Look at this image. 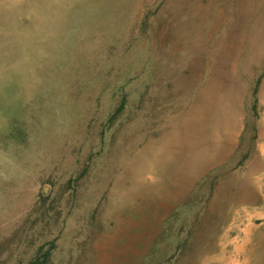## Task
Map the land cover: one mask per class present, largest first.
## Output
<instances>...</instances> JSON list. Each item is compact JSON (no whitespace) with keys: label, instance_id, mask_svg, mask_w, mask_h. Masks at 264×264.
I'll return each mask as SVG.
<instances>
[{"label":"rangeland","instance_id":"1","mask_svg":"<svg viewBox=\"0 0 264 264\" xmlns=\"http://www.w3.org/2000/svg\"><path fill=\"white\" fill-rule=\"evenodd\" d=\"M81 1L0 0V264H94L92 245L112 225L109 165L132 140L140 148L184 133L211 99L207 123L190 127L196 154L204 153L222 94L239 115L232 146L220 162L193 166L189 189L149 214L139 264H264L263 182L251 170L264 118V0H154L125 10L121 0ZM187 153L184 145L178 161Z\"/></svg>","mask_w":264,"mask_h":264},{"label":"bare ground","instance_id":"2","mask_svg":"<svg viewBox=\"0 0 264 264\" xmlns=\"http://www.w3.org/2000/svg\"><path fill=\"white\" fill-rule=\"evenodd\" d=\"M26 1V0H25ZM34 1V0H33ZM36 1V0H35ZM53 1V0H52ZM62 1V0H60ZM81 1V0H80ZM85 0H82L83 2ZM94 1V0H92ZM123 4H120V2H116L115 0H112L113 5H119L118 6L121 10H125L128 6H134L137 7L140 4L145 3H152L154 0H121ZM198 2L200 0H197ZM46 2V1H42ZM97 1H95L96 3ZM101 2V1H100ZM116 2V3H115ZM23 3V2H22ZM28 5L30 2H27ZM26 3V4H27ZM35 3V2H34ZM85 3V2H84ZM88 3V2H87ZM86 3V4H87ZM98 3V2H97ZM17 4V3H16ZM19 4V3H18ZM45 4V3H44ZM50 4V3H48ZM68 4V3H67ZM206 4V3H205ZM21 5V4H20ZM33 5V4H32ZM37 5V4H36ZM35 5V6H36ZM104 5V4H103ZM156 5V4H155ZM233 5V4H232ZM38 6V5H37ZM47 6V5H45ZM54 6V5H52ZM51 6V7H52ZM96 6V5H95ZM111 6V5H109ZM203 6V5H202ZM11 7V6H10ZM29 7V6H27ZM32 7V6H31ZM30 7V8H31ZM50 7V6H48ZM57 7V6H56ZM54 7V8H56ZM59 7V6H58ZM57 7V9H58ZM67 7V6H66ZM21 8V7H20ZM26 8V7H24ZM38 8V7H37ZM61 8V7H60ZM94 8V6H93ZM96 8V7H95ZM100 8V7H99ZM6 9V8H5ZM10 9V8H9ZM19 9V8H18ZM33 9V8H32ZM35 9V7H34ZM33 9V10H34ZM47 9V8H46ZM69 9V8H68ZM3 9H1L2 11ZM17 11V9H15ZM22 10V9H21ZM25 10V9H24ZM32 10V11H33ZM44 10V9H43ZM52 10V9H51ZM83 10V9H82ZM90 10V9H87ZM93 10V9H92ZM90 10V11H92ZM143 10V9H142ZM6 11V10H5ZM20 11V9H19ZM95 11V10H94ZM105 11V9L103 10ZM9 13V11H7ZM31 12V11H30ZM52 12V11H51ZM58 12V10H57ZM89 12V11H88ZM108 12V10H107ZM129 12V11H128ZM152 12V11H151ZM24 13V12H23ZM26 13V12H25ZM42 13V12H41ZM112 13V12H111ZM43 14V13H42ZM67 14V13H65ZM64 14V15H65ZM92 15V13H89ZM88 14V15H89ZM109 14V13H108ZM233 14V13H232ZM24 15V14H23ZM35 15V14H34ZM46 15V14H45ZM63 15V16H64ZM117 14L115 13V16ZM126 15V14H125ZM257 15V14H256ZM39 16V15H38ZM42 16V15H41ZM147 16V15H146ZM67 17V16H66ZM117 17V16H116ZM198 17V16H194ZM107 18V17H106ZM43 19V18H42ZM58 19V18H57ZM199 19V17H198ZM231 19V18H230ZM14 21V19H12ZM29 20V19H27ZM33 20V19H32ZM37 20V19H36ZM40 21V19H38ZM49 20V19H48ZM91 20V19H90ZM195 20V19H194ZM62 21V20H61ZM89 21V20H88ZM7 22V21H6ZM20 22V21H19ZM28 22V21H27ZM36 22V21H35ZM86 22V21H85ZM140 22V21H139ZM192 22V21H190ZM194 22V21H193ZM8 23V22H7ZM24 23V22H23ZM34 23V22H33ZM37 23V22H36ZM40 23V22H39ZM49 23V22H48ZM61 23V22H60ZM77 23V22H76ZM89 23V22H87ZM142 23V22H141ZM140 23V25H141ZM63 24V23H62ZM86 24V23H85ZM99 24V23H98ZM144 24V22H143ZM96 25V24H95ZM191 25V23H190ZM193 25V24H192ZM4 26V25H3ZM19 26V25H18ZM42 26V24H41ZM52 26V25H51ZM87 26V25H86ZM102 26V25H101ZM10 27V26H7ZM22 27V26H21ZM60 27V25H59ZM74 27V26H73ZM114 27V26H113ZM3 28V27H2ZM2 28L0 27L1 31ZM24 28V27H23ZM40 28V27H38ZM48 28V27H47ZM58 28V27H57ZM78 28V27H77ZM76 28V29H77ZM96 28V27H95ZM121 28V27H120ZM44 29V28H43ZM63 29V28H62ZM93 29V28H92ZM4 30V29H3ZM26 30V29H24ZM31 30V28H30ZM33 30V28H32ZM39 30L36 34L39 36ZM46 30V29H44ZM50 30V28H49ZM87 30V29H86ZM97 30V29H96ZM104 30V29H103ZM108 30V29H107ZM136 30V28H135ZM248 30V29H247ZM5 31V30H4ZM8 31V30H7ZM11 31V30H9ZM8 31V32H9ZM80 31V30H79ZM92 31V30H91ZM90 31V33H91ZM109 31V30H108ZM176 31V30H175ZM6 32V33H8ZM31 32V31H30ZM29 32V33H30ZM33 32V31H32ZM48 31H45V33ZM50 32V31H49ZM52 32V31H51ZM54 32V31H53ZM86 32V31H85ZM220 32V31H219ZM4 33V32H2ZM5 33V34H6ZM58 33V32H57ZM93 33V32H92ZM106 31V35H107ZM175 33V32H174ZM177 33V32H176ZM248 33V32H247ZM11 34V33H10ZM33 36L34 34L31 33ZM50 33H48L49 35ZM52 34V33H51ZM97 34V32H96ZM8 35V34H7ZM15 35V34H13ZM18 35V34H17ZM47 35V36H48ZM59 35V34H57ZM81 35V32H80ZM95 35V34H94ZM181 35V33H180ZM248 35V34H247ZM4 35H2L3 38ZM9 36V35H8ZM26 36V35H25ZM24 36V38H26ZM36 36V35H35ZM34 36V37H35ZM41 36V35H40ZM39 36V37H40ZM54 36V35H53ZM100 36V35H99ZM179 36V35H178ZM7 37V36H6ZM22 37V36H21ZM49 37V36H48ZM89 37V36H88ZM146 37V36H145ZM9 38V37H8ZM45 38V37H44ZM52 38L51 36L49 37ZM46 38V39H49ZM80 38H82L80 36ZM114 38V37H112ZM217 38V37H216ZM5 39V38H4ZM107 39V38H106ZM109 39V38H108ZM36 40V39H34ZM83 40V39H82ZM88 39H86L87 41ZM120 40V39H119ZM118 40V41H119ZM11 41V40H10ZM29 42V40H26ZM44 41V40H43ZM47 41V40H46ZM51 40H48L50 42ZM112 41V40H111ZM141 41V40H139ZM2 42V41H1ZM21 42V41H20ZM47 42V43H48ZM52 42V41H51ZM89 42V41H88ZM135 42V41H134ZM247 42V41H246ZM24 43V42H23ZM22 43V44H23ZM26 43V42H25ZM43 43V42H42ZM41 43V45H42ZM45 43V42H44ZM107 43V40H106ZM105 43V44H106ZM119 43V42H118ZM11 44V43H10ZM13 44V42H12ZM18 44V43H17ZM35 43H33L34 45ZM49 44V43H48ZM53 44V42H52ZM61 44V43H60ZM9 45V44H8ZM39 45V44H38ZM132 45V44H131ZM130 45V46H131ZM140 45V44H139ZM17 46V45H16ZM21 46V43H20ZM44 46V45H43ZM52 46V45H50ZM54 46V45H53ZM52 46V47H53ZM57 46V45H56ZM86 46V45H85ZM103 46V45H102ZM135 46V45H134ZM30 43V48H31ZM112 47V46H111ZM11 48V47H10ZM29 48V49H30ZM45 48V47H44ZM50 48V47H48ZM58 48V47H57ZM72 48V47H71ZM107 48V47H105ZM131 48V47H130ZM38 50V49H37ZM43 50V49H42ZM105 50V49H104ZM21 51V50H20ZM28 51V50H26ZM29 51H32L31 49ZM39 51V50H38ZM49 51V50H48ZM100 51V50H99ZM132 51V50H131ZM213 51V50H212ZM8 52V51H6ZM37 52V51H36ZM76 52V51H75ZM101 52V51H100ZM99 52V53H100ZM108 52V50H107ZM130 52V51H129ZM137 52V51H136ZM12 53V51H11ZM25 53V51H24ZM41 53V52H40ZM43 53V52H42ZM41 53V54H42ZM138 53V52H137ZM28 54V52H26ZM35 54V52L33 53ZM101 54V53H100ZM38 55V54H37ZM45 55V54H44ZM102 55V54H101ZM100 55V56H101ZM110 55V54H109ZM114 55V54H113ZM116 55V53H115ZM122 55V54H121ZM120 55V56H121ZM36 56V55H35ZM71 56V55H70ZM106 56V55H105ZM138 56V55H137ZM26 57V56H25ZM31 57V56H30ZM43 57V56H42ZM49 57V56H48ZM5 58V57H4ZM14 58V57H13ZM39 58V57H38ZM45 58V57H44ZM69 58V57H68ZM126 58V57H125ZM141 58V57H140ZM28 59V57H27ZM48 59V58H47ZM54 59V58H53ZM51 59V60H53ZM102 59V58H101ZM122 59V58H121ZM135 59V58H134ZM1 60V59H0ZM3 60V58H2ZM34 60V59H33ZM49 60V59H48ZM119 60V59H118ZM31 61V60H30ZM29 61V62H30ZM125 61V60H124ZM123 61V62H124ZM127 61V60H126ZM39 62V61H38ZM41 62V61H40ZM51 62V61H50ZM50 62H47L50 64ZM54 62V61H53ZM57 62V61H56ZM55 62V63H56ZM95 62V61H94ZM134 62V61H133ZM146 62V61H145ZM4 63V62H3ZM12 63V62H11ZM28 64V62H26ZM24 63V64H26ZM37 63V62H35ZM64 63V61H63ZM118 63V62H117ZM206 63V62H205ZM10 64V62H9ZM40 64V63H38ZM46 64V63H45ZM62 64V63H61ZM53 65V64H52ZM58 64H56L57 66ZM74 65V64H73ZM123 65V64H122ZM134 65V64H133ZM147 65V64H146ZM4 66V65H3ZM18 66V65H17ZM36 66V65H35ZM47 66V65H46ZM45 66V67H46ZM59 66V65H58ZM112 66V65H110ZM240 66V65H239ZM29 67V66H28ZM32 67V66H31ZM48 67V66H47ZM115 67V66H114ZM137 67V66H136ZM135 67V68H136ZM27 68V67H26ZM33 68V67H32ZM146 68V67H145ZM18 69V68H16ZM47 69V68H46ZM49 69V68H48ZM55 69V68H54ZM74 69V68H73ZM108 69V68H107ZM4 70V69H3ZM9 70V69H8ZM38 70V69H37ZM63 70V69H62ZM71 70V69H70ZM240 70V69H239ZM2 71V70H1ZM0 71V72H1ZM7 71V70H6ZM27 71V70H26ZM43 71V70H42ZM47 71V70H46ZM78 71V70H77ZM88 71V70H87ZM93 71V70H92ZM128 71V70H127ZM11 72V71H10ZM9 72V73H10ZM14 72V71H13ZM118 72V71H117ZM27 73V72H26ZM24 73V74H26ZM42 73V72H41ZM57 73V72H56ZM152 73V72H151ZM225 73V72H224ZM16 74V73H15ZM120 74V73H119ZM220 74V73H219ZM226 74V73H225ZM20 75V74H19ZM34 75V74H33ZM57 75V74H56ZM93 75V74H92ZM132 75V74H131ZM17 76V75H16ZM29 76V74H28ZM59 76V74H58ZM110 76V75H109ZM2 77V76H1ZM19 77V76H18ZM38 77V76H37ZM49 77V76H48ZM137 77V76H136ZM144 77V76H143ZM243 77V76H242ZM11 78V77H10ZM20 78V77H19ZM18 78V79H19ZM44 78V76H43ZM52 78V77H51ZM55 78V77H53ZM98 78V77H97ZM116 78V77H115ZM114 78V79H115ZM123 78V77H122ZM125 78V77H124ZM151 78V77H150ZM245 78V77H244ZM13 79V77H12ZM38 79V78H37ZM107 79V78H106ZM22 80V79H20ZM120 81V80H119ZM2 82V81H1ZM5 82V81H4ZM13 82V81H12ZM23 82V80H22ZM20 82L21 84H23ZM100 82V81H99ZM113 82V81H112ZM134 82V81H133ZM143 82V81H142ZM82 83V82H81ZM201 83V82H200ZM219 83V82H218ZM225 83V82H224ZM227 83V82H226ZM13 84H16L13 83ZM19 84V83H18ZM17 84V85H18ZM131 84V83H130ZM5 85V84H4ZM3 85V86H4ZM27 85V84H26ZM59 85V84H58ZM152 85V84H151ZM55 86V85H54ZM143 86V85H142ZM17 87V86H16ZM57 87V86H56ZM62 87V86H61ZM89 87V86H88ZM153 87V86H152ZM28 88V87H26ZM145 88V87H144ZM9 89V88H8ZM104 89V88H103ZM16 90V89H15ZM25 90V89H24ZM28 90V89H26ZM35 90V89H34ZM132 90V89H131ZM130 90V91H131ZM143 90V89H142ZM129 91V92H130ZM17 92V91H16ZM22 92V91H21ZM20 92V93H21ZM37 92V91H36ZM1 93V92H0ZM14 93V92H13ZM12 93V94H13ZM230 93V91H229ZM6 94V93H5ZM61 94V92H60ZM126 94V93H125ZM196 94V93H195ZM27 95V94H26ZM37 95V94H36ZM62 95V94H61ZM99 95V94H98ZM194 95V94H193ZM139 96V95H138ZM6 97V96H4ZM11 97V96H10ZM98 97V96H97ZM15 98V97H14ZM120 98V97H119ZM197 98V97H195ZM219 103H217L218 106H220V110L218 111V114L214 118V126H213V135L211 144L209 145L210 148H206L208 151L203 153L200 149V153L196 154L194 145L190 141V127L194 125H202V123H207V116L204 115V111L213 107L215 102L214 100L209 99L205 102V108L200 112L197 111V114L195 117L190 121L186 123V128L184 130V133H180L177 131V129H173L172 131L162 135L158 140L150 141L146 144V142L143 143V145L139 147L140 142L136 140H132L128 147L126 148L124 153H121L118 156L116 166L110 167V171L108 172V177L104 179V181H111L112 186L108 193L107 200L109 201V205L106 209L112 225L105 229L104 233L100 235L99 239H97L93 247V256H94V264H139L140 259L142 256L146 253V218H148L149 214H157V210L160 208L161 202H175V201H161V200H175L177 199L184 190L189 189V187L193 183V174L191 172V168L193 166L200 165L203 161H208L207 164L211 165L215 162H220V160L223 158L224 155L230 150V147L232 146V142L234 139V135L236 133H233L235 131L234 128H236L240 123L238 119V114H235L233 110L231 109L230 103H231V97L222 94L221 97L218 96ZM11 99V98H10ZM33 99V98H32ZM62 99V98H61ZM138 99V98H137ZM28 100V99H27ZM59 100V99H58ZM120 100V99H119ZM126 100V99H125ZM141 100V99H140ZM147 100V99H146ZM187 100V99H186ZM12 101V100H10ZM19 101V100H18ZM63 101V99H62ZM75 101V100H74ZM191 101V99H190ZM194 101V100H193ZM198 101V100H197ZM22 100L20 101L21 104ZM79 102V101H78ZM128 102V101H127ZM3 103V102H2ZM9 103V102H8ZM109 103V102H108ZM107 103V104H108ZM180 103V102H179ZM6 104V103H5ZM10 104V103H9ZM28 104V103H27ZM64 104V103H63ZM197 104V103H196ZM233 104V103H232ZM240 104V103H239ZM11 105V104H10ZM15 105V104H13ZM17 105V104H16ZM19 105V104H18ZM25 105V104H24ZM137 105V104H136ZM65 106V104H64ZM71 106V104H70ZM106 106V105H105ZM127 106V105H126ZM194 106V105H193ZM13 107V106H12ZM15 107V106H14ZM89 107V106H88ZM178 107V106H177ZM192 107V105H191ZM63 108V107H60ZM65 108V107H64ZM75 108V107H74ZM83 109V107H82ZM128 109V108H127ZM138 109V108H137ZM62 110V109H61ZM75 110V109H74ZM66 111V110H65ZM182 111V110H181ZM250 111V110H249ZM105 112V111H104ZM103 112V113H104ZM107 112V111H106ZM105 112V113H106ZM136 112V111H134ZM75 113V112H74ZM89 113V112H88ZM98 113V112H97ZM41 114V113H39ZM54 114V113H53ZM70 114V113H69ZM93 115V114H92ZM91 115V117H92ZM134 115V114H133ZM140 115V114H139ZM212 113L209 112V116L212 117ZM57 116V115H56ZM66 116V114H65ZM64 116V117H65ZM97 116V115H96ZM104 116V115H103ZM102 116V117H103ZM106 116V114H105ZM104 116V117H105ZM2 117V116H1ZM8 118V117H7ZM57 118V117H56ZM176 118V117H175ZM44 119V118H43ZM64 119V118H63ZM106 119V118H105ZM23 120V119H22ZM25 120V119H24ZM32 120V119H31ZM52 120V119H51ZM50 120V121H51ZM69 120V119H67ZM1 121V118H0ZM5 121V120H3ZM7 121V120H6ZM5 121V122H6ZM10 121V120H9ZM36 121V120H35ZM34 121V122H35ZM66 121V119H65ZM114 121V120H113ZM119 121V120H118ZM128 121V120H127ZM253 121V120H252ZM71 122V121H69ZM117 122V121H116ZM10 123V122H8ZM27 123V122H26ZM63 123V122H62ZM56 124V123H55ZM78 124V123H77ZM165 124V123H164ZM182 124V123H181ZM2 125V124H1ZM81 125V124H80ZM78 125V126H80ZM101 125V124H100ZM163 125V124H162ZM247 125V124H246ZM74 126V125H73ZM84 126V125H83ZM171 126V125H170ZM176 126V125H175ZM181 126V125H180ZM56 127V126H55ZM119 127V126H118ZM121 127V126H120ZM64 128V127H63ZM98 128H100L98 126ZM116 128V127H115ZM8 129V128H6ZM83 129V128H82ZM81 129V130H82ZM156 129V128H155ZM158 129V128H157ZM257 129V128H256ZM61 130V129H60ZM71 130V129H70ZM153 130V129H151ZM2 131V128H1ZM74 131V130H73ZM125 131V130H124ZM241 131V130H240ZM259 131V130H258ZM4 132V131H3ZM68 132V131H67ZM86 132V131H84ZM115 132V131H114ZM143 132V131H142ZM141 132V133H142ZM157 132V131H156ZM246 132V131H245ZM63 133V132H62ZM90 133V132H89ZM102 133V132H101ZM112 133V132H111ZM67 134V133H66ZM156 134V133H155ZM154 134V135H155ZM49 135V134H48ZM242 135V134H241ZM240 135V136H241ZM6 136V135H5ZM54 136V135H53ZM56 136V135H55ZM64 136V135H63ZM43 137V136H42ZM58 137V136H57ZM66 137V136H65ZM74 137V136H73ZM114 137V136H113ZM236 137V136H235ZM255 137V136H254ZM262 137V136H261ZM62 138V137H61ZM68 138V137H67ZM90 138V137H89ZM101 138V136H100ZM112 138V137H111ZM145 138V137H144ZM148 138V137H147ZM146 138V139H147ZM237 138V137H236ZM247 138V137H246ZM155 139V138H153ZM197 139V138H196ZM199 139V138H198ZM65 140V139H63ZM100 140V139H99ZM35 141V140H34ZM112 140L110 139L109 144ZM38 142V141H37ZM104 142V141H103ZM235 142V141H234ZM262 142V141H261ZM40 143V141H39ZM89 143V142H88ZM114 143V142H113ZM194 144L196 142H193ZM203 142H201L202 144ZM50 144V143H49ZM96 144V143H95ZM187 147L188 153L185 158V163L178 161V158L180 156V151L183 148V146ZM12 146V145H11ZM37 146V145H36ZM197 146V144H196ZM249 146V144H248ZM62 147V146H61ZM95 147V146H94ZM203 147V146H202ZM259 147V146H258ZM18 149V148H17ZM26 149V148H25ZM49 150V149H48ZM47 150V151H48ZM58 150V149H57ZM91 150V149H90ZM99 150V149H98ZM97 150V151H98ZM104 151V150H103ZM199 150H197L198 152ZM237 151V150H236ZM255 151V150H254ZM20 153L22 151H19ZM18 152V153H19ZM96 153V152H95ZM209 153V154H208ZM236 153V152H235ZM251 153V152H250ZM263 153V152H262ZM261 153V154H262ZM40 154V153H39ZM48 154V152H47ZM83 154V153H82ZM239 154V153H238ZM90 155V154H88ZM102 155V154H101ZM33 156V155H32ZM62 156V154L60 155ZM82 156V155H81ZM108 156V155H107ZM13 157V156H12ZM47 157V156H46ZM55 157V156H54ZM57 157V156H56ZM207 157V159H205ZM16 158V157H15ZM102 158V157H101ZM104 158V157H103ZM226 159V158H225ZM28 160V159H27ZM45 160V159H42ZM56 160V159H55ZM238 160V159H237ZM236 160V161H237ZM14 161V160H13ZM29 161V160H28ZM41 161V160H40ZM232 161V160H231ZM1 162V161H0ZM9 162V161H8ZM31 162V161H30ZM235 162V161H234ZM10 163V162H9ZM8 163V164H9ZM32 163V162H31ZM54 163V162H53ZM56 163V162H55ZM4 164V163H3ZM110 164V162H108ZM218 164V163H217ZM232 164V163H230ZM13 165V164H12ZM33 165V164H32ZM44 165V164H43ZM7 166V165H6ZM51 166V165H50ZM53 166V165H52ZM225 167V166H224ZM12 168V167H11ZM29 168V167H28ZM27 168V169H28ZM20 169V168H19ZM50 169V168H49ZM82 169V168H81ZM195 169V168H193ZM192 169V170H193ZM223 169V168H222ZM95 170V169H94ZM226 170V168H225ZM10 171V169H9ZM22 171V170H20ZM89 171V170H88ZM254 171V170H253ZM13 172V171H11ZM15 172V170H14ZM72 172V171H71ZM2 173V172H1ZM16 173V172H15ZM14 173V174H15ZM19 173V172H18ZM51 173V172H50ZM70 173V172H69ZM194 173V172H193ZM196 173V172H195ZM213 173V172H212ZM35 174V173H33ZM75 174V173H74ZM246 174V173H245ZM7 175V174H6ZM25 175V174H24ZM53 175V174H52ZM51 175V176H52ZM68 175V174H67ZM71 175V174H70ZM89 175V174H88ZM93 175V174H92ZM221 175V174H220ZM223 175V174H222ZM244 175V174H243ZM44 176V175H43ZM50 177V176H49ZM55 177V176H54ZM216 177V176H215ZM244 177V176H243ZM40 178V177H39ZM57 178V177H56ZM68 178V176H67ZM195 178V177H194ZM214 178V177H213ZM231 178V177H230ZM2 179V178H1ZM212 179V178H211ZM228 179V178H226ZM22 180V179H20ZM38 180V179H37ZM41 180V179H39ZM64 180V179H63ZM90 180V179H89ZM222 180V179H221ZM6 181V180H5ZM29 181V180H28ZM48 181V180H47ZM65 181V180H64ZM219 181V180H218ZM217 181V182H218ZM224 181V180H223ZM55 182V181H54ZM60 182V181H59ZM58 182V183H59ZM210 182V181H209ZM214 182V181H213ZM23 183V182H22ZM38 181L36 182L37 185ZM41 183V182H39ZM20 184V182L18 183ZM67 184V183H65ZM214 184V183H213ZM25 185V183H24ZM216 185V184H215ZM66 186V185H65ZM75 186V185H74ZM28 187V186H27ZM26 187V188H27ZM35 187V186H33ZM37 187V186H36ZM77 187V186H76ZM214 187V186H213ZM57 189V188H56ZM60 189V188H59ZM62 189V188H61ZM66 189V188H65ZM213 189V188H212ZM252 189V188H250ZM263 189V188H262ZM30 190V189H28ZM74 190V189H73ZM33 191V190H32ZM56 191V190H55ZM66 191V190H65ZM210 191V190H209ZM35 191H33L34 193ZM246 192V191H245ZM31 193V192H30ZM69 193V192H68ZM67 193V194H68ZM76 193V192H75ZM99 191L95 194L97 196ZM106 194V193H105ZM210 194V193H209ZM24 195V194H23ZM37 195V194H36ZM59 195V194H58ZM249 196V195H248ZM247 196V197H248ZM60 197V196H58ZM66 197V196H65ZM165 198V199H164ZM34 199V198H33ZM18 200V199H16ZM57 200V199H56ZM70 200V199H69ZM243 200V199H241ZM31 201V200H30ZM101 201V200H100ZM58 202V200H57ZM208 202V201H207ZM31 203V202H30ZM2 204V203H1ZM32 204V203H31ZM61 204V203H60ZM196 204V203H195ZM205 205V204H204ZM257 205V204H256ZM156 207V211H151V207ZM243 207L245 205H242ZM258 206V205H257ZM17 207V206H16ZM15 207V208H16ZM73 207V206H72ZM97 207V206H96ZM203 207V206H202ZM207 207V206H206ZM61 208V207H60ZM240 208V207H239ZM249 208V207H248ZM95 209V208H94ZM201 209V208H200ZM205 209V207H204ZM55 210V209H54ZM72 210V209H71ZM179 210V209H178ZM239 210V209H238ZM246 210V209H245ZM249 210V209H248ZM12 211V210H11ZM31 211V210H30ZM35 211V210H34ZM151 211V212H150ZM203 211V210H202ZM206 211V210H205ZM23 212V211H22ZM69 212V211H68ZM194 212V211H193ZM244 212V211H243ZM17 213V211H16ZM21 213V212H20ZM55 213V211H54ZM53 213V214H54ZM57 213V212H56ZM92 213V212H91ZM187 213V212H186ZM30 214V213H29ZM28 214V215H29ZM32 214V213H31ZM34 214V213H33ZM74 214V213H73ZM79 214V213H78ZM77 214V215H78ZM176 214V213H175ZM203 214V213H202ZM240 214V213H239ZM9 215V214H8ZM16 215V214H15ZM35 215V214H34ZM96 215V214H95ZM12 216V215H11ZM21 216V215H19ZM32 216V215H31ZM29 216V218L31 217ZM36 216V215H35ZM99 216V215H98ZM195 216V215H194ZM244 216V215H243ZM43 217V214H42ZM72 217V216H71ZM74 217V216H73ZM91 217V216H90ZM248 217V216H246ZM16 218V217H15ZM35 218V217H34ZM39 218V216L37 217ZM50 218V217H49ZM60 218V217H59ZM62 218V217H61ZM85 218V217H84ZM83 218V219H84ZM2 219V218H1ZM7 219V218H6ZM10 219V218H9ZM64 219V218H63ZM70 219V218H69ZM68 219V220H69ZM93 219V218H92ZM233 219V218H232ZM260 219V218H259ZM42 220V219H41ZM60 220V219H59ZM67 220V221H68ZM25 221V220H24ZM85 221V219H84ZM155 221H157V218H155ZM9 222V221H8ZM23 222V221H22ZM47 222V221H46ZM61 222V221H60ZM86 222V221H85ZM178 222V221H177ZM223 222V221H222ZM236 222V221H235ZM33 223V222H32ZM43 223V222H42ZM48 223V222H47ZM71 223V222H69ZM82 223V222H81ZM107 223V222H106ZM232 223V222H231ZM8 224V223H7ZM39 224V223H38ZM178 224V223H177ZM12 225V224H11ZM44 225V223H43ZM62 225V224H61ZM66 225V224H65ZM69 225V224H68ZM20 226V225H19ZM24 226V225H23ZM26 226V225H25ZM33 226V225H32ZM46 226V225H45ZM75 226V225H74ZM167 226V225H166ZM254 226V225H253ZM252 226V227H253ZM59 227V226H57ZM221 227V226H220ZM257 227V226H256ZM4 228V227H3ZM75 228V227H74ZM164 228V227H163ZM191 229V228H190ZM72 230V229H71ZM90 230V229H89ZM258 230V229H257ZM10 231V230H9ZM8 231V232H9ZM79 231V230H76ZM81 231V230H80ZM240 231V230H239ZM2 232V231H1ZM7 232V231H6ZM12 232V231H11ZM89 232V231H88ZM237 232V231H236ZM5 233V232H3ZM81 233V232H80ZM224 233V232H223ZM251 233V232H250ZM243 234V233H242ZM245 234V233H244ZM2 235V233H1ZM222 235V234H221ZM224 235V234H223ZM88 236V235H87ZM92 236V235H91ZM190 236V235H189ZM250 236V234H249ZM240 237V236H239ZM252 237V236H250ZM175 238V236H174ZM179 238V237H178ZM191 237L190 239H192ZM230 238V236L228 237ZM236 238V236H235ZM88 239V238H87ZM95 239V238H94ZM223 239V238H222ZM242 239V238H241ZM245 239V238H244ZM60 240V239H59ZM80 240V239H79ZM89 240V239H88ZM169 240V239H168ZM175 240V239H174ZM228 240V239H227ZM226 240V241H227ZM235 240V239H234ZM249 240V239H248ZM252 240V239H251ZM239 241V240H238ZM75 242V241H74ZM168 242V241H167ZM186 242V241H185ZM221 242V241H220ZM164 243V242H163ZM177 243V242H176ZM233 243V242H232ZM46 244V243H45ZM69 244V243H68ZM174 244V243H173ZM250 244V243H249ZM185 247V246H184ZM188 247V246H187ZM248 244H246L244 247H242L244 251H246L248 248ZM157 248V247H156ZM232 248V247H231ZM176 249V248H175ZM233 249V248H232ZM239 249V248H238ZM175 251V250H174ZM183 252V251H182ZM253 252V251H252ZM255 252H257L255 250ZM259 252V251H258ZM240 253V252H238ZM243 253V252H242ZM263 253V252H262ZM92 254V253H91ZM171 254V253H170ZM183 253H181L182 255ZM90 255V254H89ZM218 255V254H217ZM243 255V254H242ZM263 255V254H262ZM59 256V255H58ZM65 256V254H64ZM172 256V255H171ZM264 256V255H263ZM88 257V256H87ZM154 257V256H153ZM232 257V256H231ZM65 259V257H63ZM167 258V257H166ZM261 258V257H260ZM49 259V258H48ZM57 259V258H56ZM75 259V258H74ZM155 259V258H154ZM231 259V258H230ZM153 260V259H152ZM151 260V261H152ZM244 260V259H243ZM155 261V260H154ZM230 261V260H229ZM58 262V261H57ZM61 262V261H60ZM250 262V261H249ZM150 263V262H149ZM156 263V262H155ZM154 264V262H153ZM159 264V263H158ZM226 264V263H225ZM248 264V263H247ZM251 264V263H250ZM261 264V263H260Z\"/></svg>","mask_w":264,"mask_h":264},{"label":"crops","instance_id":"3","mask_svg":"<svg viewBox=\"0 0 264 264\" xmlns=\"http://www.w3.org/2000/svg\"><path fill=\"white\" fill-rule=\"evenodd\" d=\"M257 130H259L258 140H257L254 156L252 157V161H254V165L251 168V170L253 174L256 176V178H258L260 181L263 182L259 194L262 196L261 200L264 201V118L261 119V122L259 123Z\"/></svg>","mask_w":264,"mask_h":264}]
</instances>
